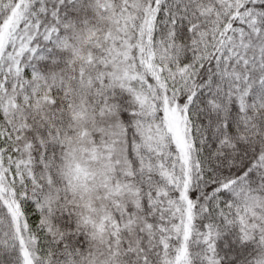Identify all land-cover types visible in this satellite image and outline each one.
<instances>
[{"label": "snow or ice", "instance_id": "snow-or-ice-1", "mask_svg": "<svg viewBox=\"0 0 264 264\" xmlns=\"http://www.w3.org/2000/svg\"><path fill=\"white\" fill-rule=\"evenodd\" d=\"M0 264H264V0H0Z\"/></svg>", "mask_w": 264, "mask_h": 264}]
</instances>
